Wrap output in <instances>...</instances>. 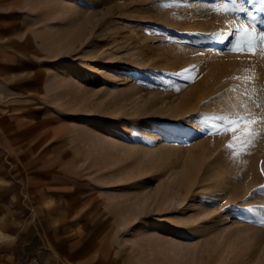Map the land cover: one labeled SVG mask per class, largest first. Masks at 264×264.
Listing matches in <instances>:
<instances>
[{
	"label": "rangeland",
	"instance_id": "obj_1",
	"mask_svg": "<svg viewBox=\"0 0 264 264\" xmlns=\"http://www.w3.org/2000/svg\"><path fill=\"white\" fill-rule=\"evenodd\" d=\"M254 29L261 0H0V264H257Z\"/></svg>",
	"mask_w": 264,
	"mask_h": 264
},
{
	"label": "snow or ice",
	"instance_id": "obj_2",
	"mask_svg": "<svg viewBox=\"0 0 264 264\" xmlns=\"http://www.w3.org/2000/svg\"><path fill=\"white\" fill-rule=\"evenodd\" d=\"M262 3H264V0H261ZM255 31H259V40L264 41V30H259V29H254ZM246 35L248 36V39L243 40L242 44L246 45L247 47L242 46L241 43H238L236 46H233L231 48V51L233 52H244V51H249L251 52L253 50V47L256 44V40L257 37L252 36L248 33H246ZM185 72L189 71L187 69L184 70ZM178 90V89H177ZM251 115V114H250ZM214 119L217 120H226L227 121V126L225 127L224 131L227 132L230 130L231 125L235 124L236 121L229 119L228 117H214ZM244 119V118H241ZM258 123V121L253 117L249 120L246 121V125H245V131H244V139H242V144L244 145H248L251 146L252 143V138L257 134L254 130H252V128L250 127L252 124ZM219 131V129L217 130ZM234 139H241L240 137H236L234 136ZM229 148H232L233 145L229 144L228 145ZM260 191L264 192V188L260 189ZM259 223H261L262 225H264V218H261Z\"/></svg>",
	"mask_w": 264,
	"mask_h": 264
},
{
	"label": "bare ground",
	"instance_id": "obj_3",
	"mask_svg": "<svg viewBox=\"0 0 264 264\" xmlns=\"http://www.w3.org/2000/svg\"><path fill=\"white\" fill-rule=\"evenodd\" d=\"M229 31H228V29L227 28H222L221 29V31L219 32V38L216 40V42H215V44L213 45V47L211 48V50H210V53L213 55V56H217V55H219V54H221V52H222V50H223V48H224V46H225V44H226V42L228 41V33ZM84 77V75H79V78L80 79H82ZM203 81V80H202ZM215 82L217 81V80H214ZM204 83H207V82H204ZM208 83L211 85L212 83H211V81H208ZM207 83V84H208ZM203 84V82H201V83H199V85H202ZM205 87V86H204ZM209 87V86H208ZM202 88V87H201ZM203 127V125H199V123H198V121L197 122H194L191 126H190V132L187 134V135H185L186 137H188V139H186L185 141H190V139H194V137H195V133L197 132H199L200 130H201V128ZM122 130H116V134H120V133H122L121 132ZM182 134L180 133V134H178L177 136H176V139H180V138H182V136H181ZM263 162V161H262ZM231 207V206H230ZM3 254H5V253H3ZM0 257H1V255H0ZM1 258H4V257H1ZM0 258V259H1ZM4 262H5V260H4ZM245 264H247V263H245ZM257 264H264V255L263 256H261V258L259 259V261H258V263Z\"/></svg>",
	"mask_w": 264,
	"mask_h": 264
},
{
	"label": "crops",
	"instance_id": "obj_4",
	"mask_svg": "<svg viewBox=\"0 0 264 264\" xmlns=\"http://www.w3.org/2000/svg\"><path fill=\"white\" fill-rule=\"evenodd\" d=\"M12 231L17 233L16 237H15V234H12L13 237L11 236V239L14 240L13 244H15L16 240L18 239V230L15 227V228L12 229Z\"/></svg>",
	"mask_w": 264,
	"mask_h": 264
},
{
	"label": "built area",
	"instance_id": "obj_5",
	"mask_svg": "<svg viewBox=\"0 0 264 264\" xmlns=\"http://www.w3.org/2000/svg\"><path fill=\"white\" fill-rule=\"evenodd\" d=\"M30 264H42V261L34 259Z\"/></svg>",
	"mask_w": 264,
	"mask_h": 264
}]
</instances>
